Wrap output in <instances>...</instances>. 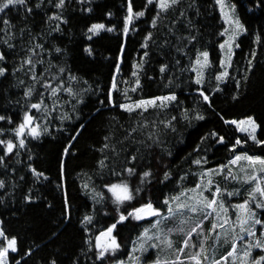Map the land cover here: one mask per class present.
I'll use <instances>...</instances> for the list:
<instances>
[{"label":"snow or ice","instance_id":"6c2138e0","mask_svg":"<svg viewBox=\"0 0 264 264\" xmlns=\"http://www.w3.org/2000/svg\"><path fill=\"white\" fill-rule=\"evenodd\" d=\"M94 3L0 0V264H264V155L247 150L250 142L264 152V139L256 135L260 125L253 115L227 119L215 108L216 94L223 93L229 82L234 84L230 99L239 102L242 86L246 91L258 66L253 47L244 57L242 76L229 71L235 49L241 47L239 38L249 34L237 4L144 0L137 9L135 0H124L118 22L124 39L106 99H100L99 86L94 89L85 78L87 71L72 62L79 57L85 64L93 63L96 40L103 33L118 31L117 24L91 22L80 32L83 39L75 41L72 13L91 14ZM249 3L253 5L249 12L264 10V0ZM217 10L225 27L215 33L221 39L216 45L218 64H214L202 43V18ZM149 13L151 18L146 20ZM102 15L110 21L113 13L105 10ZM141 21H146L147 29L140 43L142 55L132 64L134 86L120 91L118 75L126 39L139 33ZM252 43L264 45V33L256 34ZM154 59L158 82L156 69L148 75ZM142 77L157 82L161 94L133 99L131 93L143 91ZM123 83L129 85L128 80ZM115 91H120L123 102L114 99ZM181 93L192 98L191 106L180 99ZM93 94L99 107L84 114L81 106ZM117 107L128 114L127 124L112 116L99 146L89 145L95 154L92 164L76 173L81 195L90 202L81 212L67 191V160L77 158L73 148L91 119L102 108ZM209 110L224 125L246 133V139L236 137L233 142L209 130L182 157L183 163L174 165L175 151L185 144L183 131L206 121ZM45 138L63 141L55 184L61 206L58 215L48 216L46 230L24 249L16 226L27 236L36 211L48 214L55 208L48 191L52 178L35 166L36 149L43 147ZM217 145L229 154L226 162L205 167L210 164L208 153ZM233 184L240 186L230 189ZM106 217L113 222L103 226ZM140 222L148 227L125 237L122 244L118 226L130 223L136 228ZM176 236L182 238L179 246ZM221 241L227 247L218 254Z\"/></svg>","mask_w":264,"mask_h":264},{"label":"trees","instance_id":"16d2710c","mask_svg":"<svg viewBox=\"0 0 264 264\" xmlns=\"http://www.w3.org/2000/svg\"><path fill=\"white\" fill-rule=\"evenodd\" d=\"M144 0H135L137 9H139ZM208 3L211 0H207ZM232 2L237 4V12L240 16L242 22L248 28V35H242L238 43L241 45L239 49H235L234 64L229 71L234 76H242L244 65L246 63L244 57L247 56L250 49L256 47L258 52V66L255 69V75L252 76L251 82L245 91L242 86L241 92L243 95L239 102H233L230 99L232 92L234 91V84L229 82V86L225 88V91L220 94H216L215 97V108L217 112H220L227 119H240L244 118L245 115H253L257 123L260 125L257 129V137L264 139V104L261 103V84L264 83V45H254L252 40L254 36L258 33H264V10L253 9L249 12L248 8L253 7L249 3V0H232ZM100 5V7H97ZM123 5L124 0H95L93 4L94 11L91 14H80L78 11L72 13V19L70 22V27L74 33V39L79 43L83 38L80 32L83 26L87 23L101 21L110 24H117V33H103L102 39L96 40V59L93 63L85 64L83 61L76 57L73 59V63L76 67L87 71L86 79L92 84L93 88L96 89L97 85L98 94L100 99H106V90L110 86L111 73L114 70L115 58L119 52V44L124 39L119 33V20L123 15ZM106 6V8L104 7ZM207 8V4H205ZM105 10H110L113 16L110 21L103 17L102 12ZM151 13L146 17V20H150ZM204 36L202 43L207 46L210 52V59L214 64H218V57L220 55L219 49L217 48V41L220 40L215 33H218L223 29V22L220 20L219 12L213 11L211 15H206L202 18ZM41 27L40 17L36 18V29L39 30ZM140 29L139 33H130L126 39V52L123 56V63L121 64V71L118 75V88L122 91L125 87L134 86V78H132V64L135 60L142 55V50L140 49V43L142 42L143 36L146 34L147 24L146 21H141L137 24ZM67 43V40H65ZM74 47L73 45H70ZM104 57H110L111 59L105 60ZM154 69H156L157 82L159 81L158 65L155 63V59L152 64L148 66V75L154 74ZM83 74V72L81 73ZM124 80L129 81V85L123 83ZM157 82L148 81L146 77H142L143 91L137 93H131L133 99H139L141 96L148 97L150 95H159L163 91L157 87ZM120 91H115L113 93L114 99L119 102H123V97ZM179 91V90H178ZM180 99L185 101L187 106L192 105V98L186 97V93H181ZM84 114H88L95 107H99L97 95L93 94L86 99V105L81 106ZM112 116H116L121 123L127 124L128 114L122 112L119 107L115 109L102 108L100 113H98L94 118L91 119V123L87 124V130L79 137L78 142L75 143L73 148L74 152H78L77 158L69 157L67 160V177L66 186L70 199L73 202L75 208H79L82 212L84 210V204L87 202L86 198L81 195L80 192V180L76 178V173L81 171L82 168L87 169L94 160V155L89 148V145L96 144L99 146V141L102 135L106 131L108 121L111 120ZM85 122V121H81ZM55 123H58L56 121ZM79 123V122H78ZM77 125H70V127H75ZM209 130H216L221 135H226V138L233 141L236 137L241 139H246V135L235 131V127L224 125L217 115H215L211 110L207 113V120L200 122L194 128H189L183 131V139L185 144L179 145V151H175V159L172 161L174 165L182 164V157H184L188 152H191L195 144L198 142L199 137ZM63 141H51L50 138H45L43 141V147L36 149L39 153V157L35 161V166L39 169H43L52 178L53 184L48 189L52 193L49 199L55 204L54 210L45 214L39 210L33 215L35 221L32 230L27 236H25L24 231L20 226H16V230L20 231L22 238V246L24 249L27 248L32 242V238H38L47 227V219L50 215H58L61 206V201L59 199V193L55 191V184L58 182V163H57V153L60 148V143ZM249 154L264 155L259 148L251 145L249 142L247 146ZM210 158V164L205 165L215 166L219 162H226L228 153L224 147L217 145L214 152L208 153ZM183 168L187 169L188 164H183ZM192 171H195V166H192ZM167 191V189H163ZM154 193V198H155ZM55 197V199H53ZM90 207V202H87ZM114 214V213H113ZM111 218H103L101 224L107 226L112 223ZM144 222L139 223V227L133 228L132 225L125 224L120 225L118 230V235L120 241L123 244L124 238L131 235H137L143 228ZM101 225H97L100 227ZM74 231V229H70ZM38 242V240H37ZM129 247L130 244L125 245ZM18 258V257H17Z\"/></svg>","mask_w":264,"mask_h":264},{"label":"rangeland","instance_id":"374dc122","mask_svg":"<svg viewBox=\"0 0 264 264\" xmlns=\"http://www.w3.org/2000/svg\"><path fill=\"white\" fill-rule=\"evenodd\" d=\"M223 22V21H222ZM223 25H224V23H223ZM224 27H225V25H224ZM240 119H243V118H240ZM234 126V125H233ZM235 127V126H234ZM258 129V128H257ZM239 133H241V134H244V135H246V133H243V132H239ZM256 135H257V130H256ZM234 171H239V169H235ZM240 185H237V184H233V185H230L229 187H230V189L232 188V187H239ZM242 198V197H241ZM144 227H148V223L147 222H144V224H143V228ZM142 228V229H143ZM173 239L174 240H176V242H177V246H179V242H180V240L182 239L180 236H176V237H173ZM221 247L218 249V254H222L225 250H226V247L227 246H224L223 245V241H221Z\"/></svg>","mask_w":264,"mask_h":264}]
</instances>
